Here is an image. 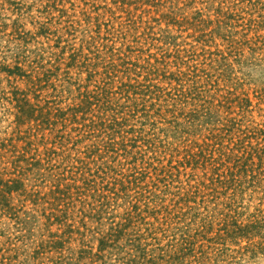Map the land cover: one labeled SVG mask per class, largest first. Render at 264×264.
Returning <instances> with one entry per match:
<instances>
[{
    "label": "rangeland",
    "instance_id": "1",
    "mask_svg": "<svg viewBox=\"0 0 264 264\" xmlns=\"http://www.w3.org/2000/svg\"><path fill=\"white\" fill-rule=\"evenodd\" d=\"M0 264H264V0H0Z\"/></svg>",
    "mask_w": 264,
    "mask_h": 264
}]
</instances>
